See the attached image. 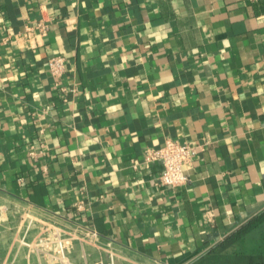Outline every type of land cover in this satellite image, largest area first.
<instances>
[{"label":"crops","instance_id":"obj_1","mask_svg":"<svg viewBox=\"0 0 264 264\" xmlns=\"http://www.w3.org/2000/svg\"><path fill=\"white\" fill-rule=\"evenodd\" d=\"M168 138L204 144L171 189L130 167ZM0 196L108 264L198 261L264 209V0H0Z\"/></svg>","mask_w":264,"mask_h":264},{"label":"rangeland","instance_id":"obj_2","mask_svg":"<svg viewBox=\"0 0 264 264\" xmlns=\"http://www.w3.org/2000/svg\"><path fill=\"white\" fill-rule=\"evenodd\" d=\"M82 238L90 244L85 248L94 260L90 264H108L103 260L107 249L89 236L0 196V244L11 241L15 251L28 259L34 257L41 264H72L73 257L81 253Z\"/></svg>","mask_w":264,"mask_h":264},{"label":"built area","instance_id":"obj_3","mask_svg":"<svg viewBox=\"0 0 264 264\" xmlns=\"http://www.w3.org/2000/svg\"><path fill=\"white\" fill-rule=\"evenodd\" d=\"M37 28L45 35L44 25L39 23ZM47 68L51 76L58 80L65 72V59L62 56H52L47 60ZM203 147V143L191 144L168 138L162 146L144 151L141 161H132L130 167L137 171L140 165L148 168L151 164L158 163L161 171L156 177V184L167 189L175 188L187 182L183 166L190 164Z\"/></svg>","mask_w":264,"mask_h":264},{"label":"trees","instance_id":"obj_4","mask_svg":"<svg viewBox=\"0 0 264 264\" xmlns=\"http://www.w3.org/2000/svg\"><path fill=\"white\" fill-rule=\"evenodd\" d=\"M193 264H264V209Z\"/></svg>","mask_w":264,"mask_h":264}]
</instances>
